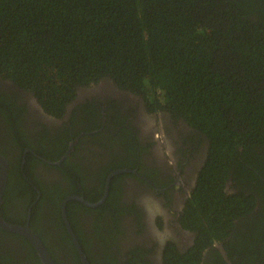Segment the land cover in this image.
<instances>
[{
    "label": "flooded vegetation",
    "instance_id": "flooded-vegetation-1",
    "mask_svg": "<svg viewBox=\"0 0 264 264\" xmlns=\"http://www.w3.org/2000/svg\"><path fill=\"white\" fill-rule=\"evenodd\" d=\"M108 80L75 86L55 117L35 94L0 77V153L9 166L5 191L26 186L7 198L1 214L15 220H4L28 222L56 264H84L74 238L87 264H264V224L256 221L264 215V150L236 149L224 175L225 198L242 192L252 198L244 208L253 204V210L246 214L238 207L226 236L207 234L191 202L210 138L168 107L146 101L141 90L116 87L106 95ZM100 84L95 93L88 91ZM252 180L256 189L247 194ZM0 253V264H42L25 237L1 226Z\"/></svg>",
    "mask_w": 264,
    "mask_h": 264
},
{
    "label": "trees",
    "instance_id": "trees-1",
    "mask_svg": "<svg viewBox=\"0 0 264 264\" xmlns=\"http://www.w3.org/2000/svg\"><path fill=\"white\" fill-rule=\"evenodd\" d=\"M0 77L55 117L75 86L110 78L118 89L141 90L210 138L191 202L199 226L226 236L238 207L252 201L242 192L227 200L222 186L236 149L264 150V0H0ZM23 186L8 187L1 213Z\"/></svg>",
    "mask_w": 264,
    "mask_h": 264
},
{
    "label": "water",
    "instance_id": "water-1",
    "mask_svg": "<svg viewBox=\"0 0 264 264\" xmlns=\"http://www.w3.org/2000/svg\"><path fill=\"white\" fill-rule=\"evenodd\" d=\"M109 81V80H108ZM105 81V82H108ZM109 83H111V85H107L106 86V95L110 96L111 91H115V93L117 92V88L116 86L113 84L112 80L109 81ZM99 87L97 88H89L88 91H90L91 93H95L96 90H99L102 88L103 84L97 85ZM32 103L34 104L35 101L31 100ZM8 160L7 157L4 156L3 154L0 153V226L10 232L19 234L23 237H25L30 243L31 245L34 247V249L36 250V253L41 261L42 264H56V262L54 261L53 257L50 255V253L47 251L46 247L44 246V244L42 243L41 239L34 233V231L31 229V227L29 226V223L27 222L25 225H12L7 223L4 218L2 217L1 214V206L3 203V194L5 191V187H6V182H7V178H8ZM73 199L79 200L82 203H85L86 205H91L89 202H87L84 198L82 197H71ZM62 212H63V216L66 222V226L68 228V231H70L71 236H72V231L71 228L67 222L66 219V214H65V203H63V208H62ZM155 215V213H153ZM76 248L79 250L80 252V257L81 260L84 264H87V261L85 259V256L83 255V253L80 251V246L77 243L76 239H73Z\"/></svg>",
    "mask_w": 264,
    "mask_h": 264
}]
</instances>
